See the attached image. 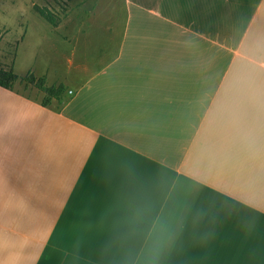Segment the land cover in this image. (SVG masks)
<instances>
[{"label":"crops","instance_id":"crops-1","mask_svg":"<svg viewBox=\"0 0 264 264\" xmlns=\"http://www.w3.org/2000/svg\"><path fill=\"white\" fill-rule=\"evenodd\" d=\"M121 2L0 86V264H264V0Z\"/></svg>","mask_w":264,"mask_h":264},{"label":"rangeland","instance_id":"rangeland-1","mask_svg":"<svg viewBox=\"0 0 264 264\" xmlns=\"http://www.w3.org/2000/svg\"><path fill=\"white\" fill-rule=\"evenodd\" d=\"M34 4L50 6L58 23L63 25L61 33L73 38L80 35L77 24L88 28L84 32H92L93 26L118 24V19L127 12L121 0H0V28L3 31L0 37V65L8 70L14 69L20 76L29 70L34 72L29 66L32 58H58L61 57L58 52L64 50L58 45V39L52 36V25L36 12ZM64 25L67 27L64 28ZM26 32V38L19 47Z\"/></svg>","mask_w":264,"mask_h":264},{"label":"trees","instance_id":"trees-1","mask_svg":"<svg viewBox=\"0 0 264 264\" xmlns=\"http://www.w3.org/2000/svg\"><path fill=\"white\" fill-rule=\"evenodd\" d=\"M33 8L38 12L45 20H47L51 25H58L57 16L48 8L47 6H40L38 4H34ZM2 29L0 28V37L2 36ZM20 80L26 84H32L36 86L39 90L45 93V97L43 99V104L47 105L51 98H58L60 94L65 90V86L63 84L55 85H47L46 78L44 76L37 77L31 70H29L24 76L20 77L17 73L14 72L13 69H4L0 68V86L5 88H12L14 83Z\"/></svg>","mask_w":264,"mask_h":264}]
</instances>
